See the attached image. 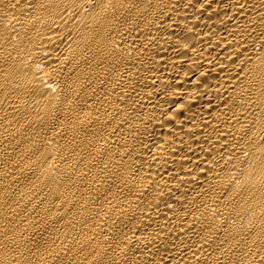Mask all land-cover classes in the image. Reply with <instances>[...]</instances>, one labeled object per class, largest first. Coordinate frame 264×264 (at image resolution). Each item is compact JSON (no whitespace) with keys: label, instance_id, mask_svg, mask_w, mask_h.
<instances>
[{"label":"bare ground","instance_id":"6f19581e","mask_svg":"<svg viewBox=\"0 0 264 264\" xmlns=\"http://www.w3.org/2000/svg\"><path fill=\"white\" fill-rule=\"evenodd\" d=\"M0 264H264V0H0Z\"/></svg>","mask_w":264,"mask_h":264}]
</instances>
